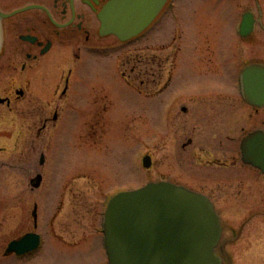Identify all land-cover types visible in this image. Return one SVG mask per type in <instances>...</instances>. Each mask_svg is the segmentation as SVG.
I'll list each match as a JSON object with an SVG mask.
<instances>
[{
	"label": "rangeland",
	"instance_id": "1",
	"mask_svg": "<svg viewBox=\"0 0 264 264\" xmlns=\"http://www.w3.org/2000/svg\"><path fill=\"white\" fill-rule=\"evenodd\" d=\"M177 1L183 28L205 36V47L210 49L207 59L211 58L206 67L222 65L220 53L230 49L227 34L233 31V4L229 0ZM165 34V29L158 34V45L146 41L109 50L105 56L85 57L75 72L66 103L57 97L61 75L57 69V75L50 74L48 67L35 65L24 73L21 67H4L0 62V96L14 95L11 106L0 103V251L12 238L11 228L14 226L13 232L21 229L30 211L27 208L47 187L50 242L41 262L29 264H108L102 245V218L109 199L160 181L210 190L215 184L204 183L213 170L207 167L208 161L229 158L230 151L225 150L234 142L230 138L237 144L239 157L242 138L253 129H264V110L254 113L243 101L240 88L234 105L218 99H182L173 117L169 116L176 102L168 97H177L178 90L172 94L164 87L171 67L166 62L170 50L165 49ZM241 47L239 70L247 53L238 39L236 48ZM138 55L143 67L159 57L164 74L160 84L132 71ZM253 55L259 57L256 52ZM52 57L44 63H50ZM142 80L146 82L140 83ZM19 90L25 91L24 99L16 98ZM183 105L190 107L189 115L182 112ZM56 107L61 110L58 124L53 121ZM189 138L193 145L185 148ZM42 154L48 160L44 168ZM146 155L153 158L150 169L144 166ZM41 175L42 185L35 188L31 180ZM216 202L219 209L228 211L236 204L246 206L245 201L236 203L235 199ZM226 212V234L231 236L233 222ZM238 264L264 262L249 257Z\"/></svg>",
	"mask_w": 264,
	"mask_h": 264
},
{
	"label": "flooded vegetation",
	"instance_id": "2",
	"mask_svg": "<svg viewBox=\"0 0 264 264\" xmlns=\"http://www.w3.org/2000/svg\"><path fill=\"white\" fill-rule=\"evenodd\" d=\"M110 1L112 0H0V62L4 63L1 66L14 69L21 67L24 73L30 71L35 65L48 67L49 73L52 70L50 74H56L59 71L58 75H61L58 77L56 93L58 100L66 103L70 97L75 72L82 67L80 62L85 61V57L88 60L89 56H105L108 55L109 50L113 52L119 47L124 49L126 45L137 46L146 41L158 45V34L165 29L167 33L164 38L165 49L170 50L166 62L171 67L166 73L167 80L164 87L167 90L170 89L172 94L178 90L177 97L172 95L168 97V99L175 98L172 101L176 102L175 104L172 102L174 105L169 111V116L172 117L176 105L182 99H190L189 101L193 102L218 99L216 101L234 105L237 101L238 88L243 85L241 76L243 70L251 65L264 66V0H245V3L242 0H229L233 4L234 11L233 31L227 34L228 40L231 41L229 44L226 43L230 49L228 53H220L219 62H222V65L214 64L207 67L206 63L211 62V58L207 59L210 49L205 47V36L200 33L196 35L194 30H185L180 24L183 17L179 14V1L167 0L150 26L142 34L126 42L115 35L102 33L99 16ZM245 18L249 23L243 28ZM238 39L245 44L247 53L246 62L244 67L242 65L241 71L238 69L237 55H240L242 60L243 49L236 48ZM254 52L259 57H255ZM50 56H53L51 62L44 63ZM18 57L19 59H16ZM3 58L5 60H2ZM136 59L137 56H135ZM142 62L141 55H138L137 63L132 71L138 70L140 76L145 74L147 78L150 77L149 82L160 84L163 81L160 78L164 74L161 72L162 65L159 57L151 58L145 67L142 66ZM123 76L126 81L131 82L127 75ZM145 82L146 80H142L140 83ZM61 87H63L62 90ZM203 92L204 94L214 92L217 95L203 96ZM16 94L19 95L16 97L18 99L26 97L24 90L16 91ZM0 97L5 100L1 104L12 105L13 94ZM241 97L254 113L264 110V107L251 105L243 95ZM181 110L185 115L191 113L189 106L183 105ZM60 113V108L56 107L53 121L57 124L61 119ZM198 113L201 114V110ZM47 119L52 120L51 117ZM257 130L264 129H253L245 136ZM230 141L234 142L229 146V150H225L230 151L229 158L208 161L207 167H213V170L209 172L208 178H205L207 181L204 183H212L215 186L207 191L204 187L203 189L188 188L206 195L215 206L222 226V239L216 254L223 264H238L239 261H246L249 257L256 259L257 262H264V219H258L264 218V173L243 160L242 144L237 157V144L231 138ZM192 145L193 139L189 138L184 147ZM47 161L45 154H42L40 164L43 168L47 165ZM248 170L255 173L248 174ZM43 180L44 177L41 175L32 179L31 182L35 188H39ZM49 194L50 190L46 187L38 194L33 206L27 208L30 211L26 214L27 218L21 229L13 232L14 226L11 228L12 238L1 248L0 264L36 263L45 256L44 253L50 242L47 228H51ZM234 199L239 201L236 203L245 201L246 206L239 207L236 204L233 211H228L224 208L219 209L216 202ZM225 211L229 213L233 222L231 236L226 234ZM242 211L245 214L244 217H242ZM257 220L260 221L257 222ZM23 240L25 242L21 243Z\"/></svg>",
	"mask_w": 264,
	"mask_h": 264
},
{
	"label": "water",
	"instance_id": "3",
	"mask_svg": "<svg viewBox=\"0 0 264 264\" xmlns=\"http://www.w3.org/2000/svg\"><path fill=\"white\" fill-rule=\"evenodd\" d=\"M166 2L113 0L99 16L102 32L131 39L152 23ZM243 81L247 100L264 107V66L248 67ZM242 150L244 160L264 172V131L245 137ZM151 164L145 158V166ZM105 234L110 264H222L215 254L222 228L213 204L173 183H150L116 195L107 210Z\"/></svg>",
	"mask_w": 264,
	"mask_h": 264
}]
</instances>
